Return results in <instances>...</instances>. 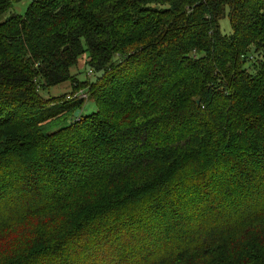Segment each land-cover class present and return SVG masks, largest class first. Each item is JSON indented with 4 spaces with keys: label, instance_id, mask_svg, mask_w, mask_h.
<instances>
[{
    "label": "trees",
    "instance_id": "obj_1",
    "mask_svg": "<svg viewBox=\"0 0 264 264\" xmlns=\"http://www.w3.org/2000/svg\"><path fill=\"white\" fill-rule=\"evenodd\" d=\"M19 1L0 0V264H264V0ZM67 81L97 110L42 95Z\"/></svg>",
    "mask_w": 264,
    "mask_h": 264
},
{
    "label": "rangeland",
    "instance_id": "obj_2",
    "mask_svg": "<svg viewBox=\"0 0 264 264\" xmlns=\"http://www.w3.org/2000/svg\"><path fill=\"white\" fill-rule=\"evenodd\" d=\"M32 1L33 0H21L19 2H15L13 6L11 7V9L8 11V15L13 14V13L24 15L29 4ZM220 26H221V30L223 33L229 34L232 32V25H231L228 15H226L220 20ZM86 60H87L86 54H83L79 58L77 65L71 68V72L72 74H77V77L80 80L90 79L91 81H95L98 74L96 72H92L91 74L89 73L91 68L89 67V65H87ZM247 66H249L248 63H247ZM249 71L254 72V69L250 68ZM84 90H85V86L83 84L82 85L73 84L70 81H67V82L52 86L49 89H45L44 91H41V93L45 98H49V100L52 101V103H50L51 101H49L50 104H60L61 100H64V99L68 100L66 99L67 95H74ZM86 92L88 93V91ZM81 110H82L83 115L90 114L97 110L96 103L93 99L90 98V94H89V98H87L84 101V104ZM72 119H73L72 114H69L65 118H60L52 122L50 124L51 126L50 128L56 129L58 127L66 125Z\"/></svg>",
    "mask_w": 264,
    "mask_h": 264
},
{
    "label": "built area",
    "instance_id": "obj_3",
    "mask_svg": "<svg viewBox=\"0 0 264 264\" xmlns=\"http://www.w3.org/2000/svg\"><path fill=\"white\" fill-rule=\"evenodd\" d=\"M93 71L90 70V74L92 73ZM87 98H89V94L84 90L82 92H78L74 95H67L66 99L68 100H71V99H83V100H86Z\"/></svg>",
    "mask_w": 264,
    "mask_h": 264
},
{
    "label": "water",
    "instance_id": "obj_4",
    "mask_svg": "<svg viewBox=\"0 0 264 264\" xmlns=\"http://www.w3.org/2000/svg\"><path fill=\"white\" fill-rule=\"evenodd\" d=\"M80 112H81V110L80 109H77L76 112H75V116L76 117L79 116Z\"/></svg>",
    "mask_w": 264,
    "mask_h": 264
},
{
    "label": "crops",
    "instance_id": "obj_5",
    "mask_svg": "<svg viewBox=\"0 0 264 264\" xmlns=\"http://www.w3.org/2000/svg\"><path fill=\"white\" fill-rule=\"evenodd\" d=\"M82 112V111H81Z\"/></svg>",
    "mask_w": 264,
    "mask_h": 264
}]
</instances>
